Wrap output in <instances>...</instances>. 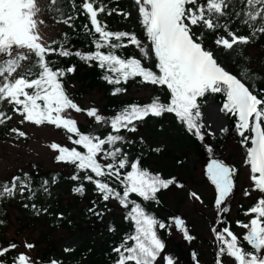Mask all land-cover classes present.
I'll return each mask as SVG.
<instances>
[{
    "label": "snow or ice",
    "instance_id": "6c2138e0",
    "mask_svg": "<svg viewBox=\"0 0 264 264\" xmlns=\"http://www.w3.org/2000/svg\"><path fill=\"white\" fill-rule=\"evenodd\" d=\"M245 2L248 11L242 22L252 30L249 36L237 35L228 29L227 24L221 25L218 22L220 17L227 14L228 0H135L139 21L148 41L146 46L135 33L107 29V25L99 19L100 14L106 12L105 5H98L97 0H80L81 11L91 25L84 27L94 37V50L82 52L71 51L63 45L54 48L42 42L39 25L44 21L39 19V15L44 9L39 0H0V108L5 102L10 105L13 112L22 117L21 124H48L65 130L69 134L67 139L81 146L82 150L58 143H52L50 148L58 151V162L75 166L76 174L70 179L87 180L95 185L103 201L114 199L128 209L125 219L134 227L131 233L124 236L119 246L113 249L118 254L115 264H161V261L163 264H175L173 256H162L166 244L158 231L170 230L172 225L157 219L131 197L134 194L143 201L158 203L157 193L168 189L176 181L174 178L165 179L160 174H153L142 167L139 159L130 160L124 149L117 146L131 143L125 141L121 133L136 132L137 124L149 117L174 114L188 132L203 141L204 125L201 123L199 100L209 93L223 94L225 100L220 111L236 118V134L241 138V146L246 149V164L250 166L253 190L264 194V96L250 90L242 79L228 72L218 63L213 51L203 44L205 29L213 32L224 29L225 35L218 36L214 42L226 50L250 43L257 33L264 34V0ZM56 4L57 0H49L50 6ZM112 11L115 9L107 14L111 15ZM73 19L69 16L62 22L73 27L70 23ZM258 20L260 25L257 27ZM196 27L201 29L199 34L193 30ZM128 46L137 48L145 59L154 58L158 72L145 66L139 58L121 56L119 50ZM53 55L75 56L89 65L96 62L106 72L104 79L114 86L139 77L145 84L166 88L170 94L169 100L163 102L159 96H155L143 105L124 107L111 117L99 114L96 108L82 109L69 97L63 85V78L74 73L75 66L67 69L57 67L50 59ZM125 91L122 87H115L113 95ZM70 110L86 113L98 125L107 124L110 131L103 138L81 132ZM12 119V115L0 110V125ZM11 131L20 137L26 136L25 132L17 128ZM223 131L227 132L228 129ZM74 136L77 138L74 139ZM125 169L130 170L122 171ZM207 176L217 192L216 208L221 213L227 212L229 209L222 205L233 191V169L212 159L207 164ZM30 180L27 174L24 179L14 176L10 182L0 184V196H14L18 189L22 193L29 187ZM108 180L118 182L121 190ZM47 184L48 181H44L45 191ZM74 191L82 195L83 184ZM244 195L249 196L251 193L246 191ZM192 196L199 199L196 193H192ZM89 211L97 216L102 215L95 209ZM246 215L251 217L249 222L237 221V225L246 229L243 241L251 246V251L242 247L240 238L230 227L221 230L213 227L212 232L219 242L216 264H223L224 255L232 258L235 264H264V195ZM172 220L183 238L191 242L194 237L189 234L185 221L176 217ZM109 231L115 229L110 228ZM16 247L12 243L7 248H0V256ZM26 247L32 249L34 245L29 243ZM192 259L196 260L195 252L192 253ZM0 264L3 262L0 261ZM14 264L34 262L31 257L21 253ZM50 264L59 262L52 260Z\"/></svg>",
    "mask_w": 264,
    "mask_h": 264
},
{
    "label": "rangeland",
    "instance_id": "374dc122",
    "mask_svg": "<svg viewBox=\"0 0 264 264\" xmlns=\"http://www.w3.org/2000/svg\"><path fill=\"white\" fill-rule=\"evenodd\" d=\"M100 1L103 0H97V4ZM122 1L128 7L126 11L119 10L116 13L119 19L108 15L107 12L102 13V17L115 24L117 28L130 29L141 25L135 0ZM39 3L44 9L39 15V19L44 21L39 25V33L45 44L58 40L65 31L71 29L62 22L64 19L75 14L77 22L70 21L73 26H78L80 20H83L80 0H57L54 6L49 5V0H39ZM244 4L245 0H228L227 14L220 17L218 22L228 18L230 11L237 12L238 28L235 33L249 36L252 30L242 22L248 11V8L243 7ZM193 30L197 34L201 32L199 27ZM207 31L209 30H204ZM256 39L255 44L253 41L240 44L233 50L218 46L208 48L227 71L233 70L229 62L235 64L238 69L237 77L253 91L258 85L264 88V37L257 36ZM141 41L148 45L147 39ZM135 49L146 64L151 65L155 62L154 58L145 59L142 53ZM71 89L83 90L85 93L80 103L87 109L96 108L99 113L108 117L106 110L108 98L103 90L90 87L77 79L72 81ZM162 93L159 86H132L125 97L147 101L152 96ZM217 94L210 95L201 119L204 125L202 131L208 135L207 139L212 147L208 155L202 149L199 152L193 149L186 136H182L179 124L161 127L152 117L143 121L136 132L121 133L125 141L141 143L156 150L165 147L176 155L177 159L155 153L149 157L153 168L167 175H175L176 183L166 192L164 199L169 206L181 212L180 219L191 224L194 239L189 242L176 230L166 249V252H178L176 264H197V261L199 264H214V254L219 242L212 232V222L219 221L221 212L215 206L217 197L215 186L207 176V164L212 159L219 160L233 169V183H237L238 186L236 202L248 203L261 194L253 190L250 166L246 164V149L240 144L241 138L236 134V128L231 127L230 116L220 111L222 104L218 101ZM0 110L12 115L11 106L6 102ZM70 113L77 122L87 125L90 133L103 138L110 131L107 124H96L86 113H76L72 110ZM12 116V120L0 125V184L10 182L14 176L24 179L25 174L31 180L29 187L22 193L18 189L14 196H0V248H5L13 240L17 247L7 254L19 252L44 259L52 253L56 260L62 259L66 264H98L97 262L103 258L105 247L122 228V208L114 200L103 201L90 185H83L82 195L74 191L80 185L69 179L73 170L65 164L55 163L56 150L50 148L52 143L70 145L71 141L67 139L66 133L49 125L36 126L30 122L21 124L22 118L19 114ZM13 128L25 132L26 136H18L11 131ZM225 128L228 129L227 132L223 131ZM224 137L227 140L224 147H221L216 140ZM117 146L124 149L130 160L135 159V153L128 148V143ZM204 147L208 148L206 143ZM185 155V163L179 164L178 159ZM44 181H48L47 191L43 187ZM246 191L251 195H244ZM192 193H196L199 199L194 198ZM238 207L239 205L234 208L233 218L237 215ZM89 209H95L102 215L97 216ZM110 228H114L115 231H109ZM243 232L246 233V230L240 231ZM29 243L34 245L32 249L26 247ZM193 252L196 253V260L192 259ZM223 262L231 264L234 260L226 255Z\"/></svg>",
    "mask_w": 264,
    "mask_h": 264
},
{
    "label": "trees",
    "instance_id": "16d2710c",
    "mask_svg": "<svg viewBox=\"0 0 264 264\" xmlns=\"http://www.w3.org/2000/svg\"><path fill=\"white\" fill-rule=\"evenodd\" d=\"M200 2H203V0H200ZM99 4H103L106 6V12L111 11L113 9H115V11H112V16H115V18L119 19V17L116 15V13L119 10H123L126 11L128 5H126L122 0H103L98 2ZM243 7L246 9L248 8L246 2L243 5ZM76 8V7H75ZM71 15V14H70ZM74 19L73 21L77 22V16L71 15ZM103 14H100L99 19L102 21V23L107 25V29L113 32H129V33H135L136 36L138 37V39H147L144 29L141 25H138V27H133V28H125V27H120L117 28L115 26V24L111 23L109 20L104 19ZM221 25L227 24L228 29L231 31H236V29L238 28V16H237V12H232L230 11L228 13V18L224 19L222 22H220ZM85 25H88L89 27H91L90 25V21L87 19V17L84 15L83 20H80V23L78 26H73L71 27V29L69 31H65V33L58 39V40H54L52 43L46 44V45H50L54 48H59L60 45H63L64 47L70 49L71 51H82V52H87L90 50H94V45L92 44V40L94 39V37L91 35V33H89L86 29H85ZM260 25V21H258V24H256V26L258 27ZM68 29V28H67ZM66 29V30H67ZM220 35H225V31L224 29L220 28L217 29L215 32L209 30L207 32H204L203 34V44L205 46V48H209V47H213L216 46L215 45V39L218 38V36ZM257 36H261L264 37V34L262 33H257V35L255 37L252 38L251 42L253 41L254 44L256 42V37ZM119 54L123 57H136L142 60V63L147 66V67H151L154 71L158 72V69L155 68V63L156 61L151 64L148 65L146 64L145 60L142 58V56L138 53V51L134 48V46H128L126 48H123L121 50H119ZM50 59L53 61L54 65L60 68H64L67 69L68 67L71 66H75V72L74 73H69L67 74L64 78H63V85L64 88L67 92V94L69 95V97L71 99H73V101L75 103H77V105L79 107H81L82 109H87L85 106H83L80 103V99L84 97V91L83 90H77L74 91L71 89V84L72 81L77 79L79 81H83L85 83H87V85H89L90 87H97L101 90L104 91L105 96L108 98V104H107V116L111 117L113 115H115L116 113H118L121 109H123L124 107H127L131 104H145L150 102V100L147 101H139V100H135V99H128L125 97V95L129 92V89L132 86H140V87H146V86H155V85H151V84H145L141 81V78L137 77L135 79H130L127 83H121L120 85H111L109 84L105 79H104V75L106 74L104 69H101L96 62H92L90 65L89 64H85L83 61H80L79 58L75 57V56H70V57H61L58 55H53L50 57ZM232 65V71L234 73L238 72V69L235 67V64H233L232 62H229ZM110 74V73H109ZM115 87H122L124 89H126L125 92H122L118 95H113V91ZM160 87V86H159ZM256 88V92H260V94L262 96H264V91H260V90H264L262 85H258L255 87ZM162 90V94H156L152 97L155 96H159L161 101L163 102H167L169 100V92L167 91L166 88L161 87ZM211 93L206 94L205 97L200 98L199 102H200V111L202 113V117L204 114V110H205V106H206V102L208 101V99L210 98ZM151 97V98H152ZM150 98V99H151ZM217 99L218 101L223 104L225 97L223 96V94L218 93L217 94ZM11 111H12V115H15L17 113H14L11 107ZM80 113H84V112H80ZM101 114V113H99ZM103 115V114H101ZM229 116L231 117V127L235 128V122H236V118L231 116V114H229ZM22 118V117H21ZM156 120V122H159L160 126H165L167 124L169 125H175V124H179L180 127V131L182 133V136L185 135L186 138L188 139V143L190 145H192L194 150H197L198 152L200 151V149H202L207 155L208 153H210L208 151L209 148L212 149L211 145L208 142V135L206 133H204V140L201 141L197 136L193 135L192 133L187 131L186 126H184L183 124H181V122L175 117L174 114H169L166 113L161 117H152ZM202 119V118H201ZM78 123V127L81 130V132L83 133H90L89 131V127L83 123ZM142 122H139L137 124V129L140 127V124ZM48 125V124H45ZM52 126V125H49ZM55 128V126H52ZM57 129V128H55ZM63 131L64 133H66L67 135H69L65 130L63 129H58ZM127 131H124L122 133H125ZM74 139L77 137H73ZM185 138V139H186ZM226 137L222 138V139H217L216 143L221 146L224 147L225 143H226ZM130 141V140H129ZM204 143H206L207 147H204ZM221 143V144H220ZM61 146H66L69 148L72 147H76L78 150H82L81 146H77L71 144L70 145H61ZM128 148L133 150L135 153V159H139L141 161V165L143 168L149 170L150 172H152L153 174H160L162 176V178L168 179V178H174L175 179V175H167L164 174L161 170H157L155 168H153L150 165V160L149 157L152 153L155 154H161V156H164L166 158L171 157L173 159H177L176 155L166 149L165 147H161L159 148V151H157L155 148H151L149 146L143 145L141 143H137L134 141H131V143H128ZM154 150H156L154 152ZM58 155V151H56V154L54 156V161L55 163H62L67 165L68 167H70L73 170V174H76V168L74 165L70 164V163H64V162H58L56 160V156ZM99 159V157H98ZM186 161V155L181 158L178 159L179 164H184ZM130 169H125L122 171H127ZM71 175V176H72ZM84 173L81 172V176H83ZM94 175V174H93ZM70 176V177H71ZM69 177V179H70ZM76 185H85V186H92L95 189V185H93L92 183L88 182L87 180H72ZM107 182H109L110 184H113V186L117 187L118 190H121L120 185L118 184V182H114L111 180H108ZM174 186L171 185L169 186L168 189H162L160 192L157 193V200L159 201L158 203L156 201H143L142 198L137 197L133 194V196L131 198L135 199L138 203H141L143 207H145L146 211L149 212L150 214H152L153 216H155L157 219H159L160 221L164 222L165 224H169L172 225L170 230H165V229H160L159 231V235L160 237L163 239V241L166 244V248L164 253H162L163 255H171L174 257L175 259V264L179 258V254L177 251H169L166 252V249L169 246V242L172 239L173 235L175 234V231L177 230L174 222L172 220V218L176 217V218H182V214L178 209L172 208L171 206H169L166 202H165V194L166 192L171 189ZM237 183H234V187H233V191L230 194L229 197H227V199L225 200L224 205H222V207H227L229 210L227 212L221 213L219 216V224L216 226L217 222L213 221L212 222V227H215L218 230H221L223 227H230L231 230L240 238V243L242 245V247L246 250V251H251V246L248 245L246 242L243 241V235L245 234V232L240 233V231L242 230H246L242 227H239L237 225V221H242V222H249V220L251 219L250 216L246 215V213L248 212V210L254 206L256 204V202L258 201L259 198H261L262 195L264 194H259L256 197L252 198L248 203L239 201L236 202V191H237ZM97 192V191H96ZM98 193V192H97ZM98 197H101V195L98 193L97 194ZM102 199V198H101ZM110 200H114V199H110ZM121 208L123 211V225L122 228H120L119 231H117V234L113 237V239L109 242V244L105 247L104 249V253H103V258H101L100 261H98V264H115V261L118 259V254L115 253L113 251V249L117 246H119V244L121 243V241L123 240L124 236L126 234H129L133 231V224L128 221L127 219H125V216L128 212V209L123 208L116 200H114ZM239 205L238 209H237V215L235 218H233V211L234 208ZM1 212V209H0ZM221 221H223V223H221ZM114 226V225H113ZM185 226L189 232L190 235H192V231H191V224H189L188 222L185 221ZM14 243L15 241H11L5 248H7L10 244ZM193 250V249H192ZM11 251V250H10ZM217 253H218V249L216 251V254H214L215 258H214V264H216V258H217ZM21 254L19 252H14L12 254H5L4 256H2L0 258V261L3 262V264H14V261L16 259V257H18V255ZM29 256V255H28ZM226 256V255H224ZM223 256V258H224ZM31 257V256H29ZM222 258V260H223ZM31 260L34 262V264H50V261L52 260H56L52 253H49L44 259H40V258H34L31 257ZM59 262V264H66L64 262V260L59 259L56 260ZM224 263V262H223ZM226 264V263H225ZM230 264V263H229ZM231 264H235V262L231 263Z\"/></svg>",
    "mask_w": 264,
    "mask_h": 264
}]
</instances>
